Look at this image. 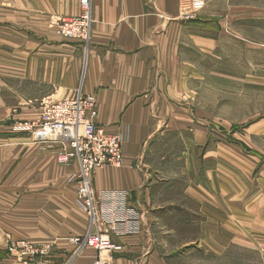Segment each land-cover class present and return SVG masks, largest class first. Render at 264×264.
<instances>
[{
	"label": "crops",
	"instance_id": "crops-1",
	"mask_svg": "<svg viewBox=\"0 0 264 264\" xmlns=\"http://www.w3.org/2000/svg\"><path fill=\"white\" fill-rule=\"evenodd\" d=\"M184 2L92 0L85 52L54 31L79 13V0H0V117L37 118L43 100L81 87L96 97L97 124L123 137V167L96 170L93 186L128 191L142 229L113 237L123 249L111 264H221L222 253L237 250L264 256V68L252 66L238 0H206L190 19L181 16ZM7 136L0 264H92L96 252L77 254L72 240L89 224L77 163L58 161L57 142ZM22 239L44 254L11 253Z\"/></svg>",
	"mask_w": 264,
	"mask_h": 264
},
{
	"label": "built area",
	"instance_id": "built-area-1",
	"mask_svg": "<svg viewBox=\"0 0 264 264\" xmlns=\"http://www.w3.org/2000/svg\"><path fill=\"white\" fill-rule=\"evenodd\" d=\"M206 0H185L181 16L195 17L205 6ZM92 0H79V13L61 19L55 26L56 36L80 42L87 52L92 36ZM96 97L86 94L79 87L72 97L43 100L39 116L21 121L14 131L28 132L40 142H57L61 163L75 161L77 172V198L82 201L89 217L87 230L72 238L76 253L84 249L96 252L92 264H111L114 253L123 249L113 237L138 235L142 229V215L123 189L96 191L93 173L104 167L122 168L124 165L123 137L109 132L97 124ZM8 250L27 258L44 254L45 249L27 240L11 243Z\"/></svg>",
	"mask_w": 264,
	"mask_h": 264
},
{
	"label": "rangeland",
	"instance_id": "rangeland-1",
	"mask_svg": "<svg viewBox=\"0 0 264 264\" xmlns=\"http://www.w3.org/2000/svg\"><path fill=\"white\" fill-rule=\"evenodd\" d=\"M241 5L237 17L238 29L244 33L245 25H248L251 30L252 39V51H253V67L264 68V0H238ZM239 37H245L244 34ZM239 57V55H238ZM244 66L242 61L238 60V67ZM0 96H4V92H0ZM10 95H7V97ZM13 101V94L7 100ZM20 110V109H18ZM13 111V109H12ZM2 119V120H1ZM16 121V118L10 121L8 118L6 121L0 117V134L8 137L7 135L14 131L16 122L25 121L28 119H22ZM7 129H6V128ZM18 133V132H17ZM195 259H203L200 255H197ZM221 264H264V256L257 251H245L237 250L233 252H224L221 255ZM211 259L205 258L204 260H197L198 264H209Z\"/></svg>",
	"mask_w": 264,
	"mask_h": 264
}]
</instances>
